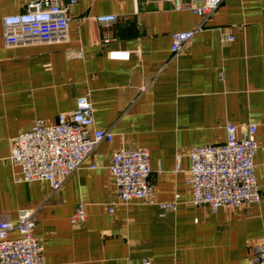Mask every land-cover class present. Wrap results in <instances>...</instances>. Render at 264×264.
<instances>
[{"label": "crops", "instance_id": "0c3cea01", "mask_svg": "<svg viewBox=\"0 0 264 264\" xmlns=\"http://www.w3.org/2000/svg\"><path fill=\"white\" fill-rule=\"evenodd\" d=\"M33 1L0 0V215L16 221L36 211L48 264H247L253 245L264 244V0H225L177 55L172 34L203 18L173 0H76L66 41L6 46L3 18ZM100 15L116 21L100 23ZM228 36L234 40L222 41ZM82 95L94 106L93 130H110L112 141L99 142L58 191L46 180L19 181L13 138L37 120L56 123ZM250 122L261 144V201L216 212L193 204L186 152L222 144L229 124ZM121 147L149 150L154 202L117 204L111 215L109 167ZM81 203L86 219L72 223Z\"/></svg>", "mask_w": 264, "mask_h": 264}, {"label": "built area", "instance_id": "2783aa9c", "mask_svg": "<svg viewBox=\"0 0 264 264\" xmlns=\"http://www.w3.org/2000/svg\"><path fill=\"white\" fill-rule=\"evenodd\" d=\"M177 8L191 9L203 18L193 30L172 34L171 49L179 54L194 35L203 29L205 22L225 0H200L184 3L173 0ZM76 0H34L26 10L7 15L2 20L6 46H23L35 43L63 42L69 34V10ZM96 19L110 25L115 15H100ZM234 40L233 36L222 41ZM105 42L111 41L106 35ZM128 52H110L112 58H129ZM94 106L88 95L77 98L76 109L61 113L56 123L37 120L34 127L19 133L11 142L10 161L20 167L19 181L46 180L54 191L62 188L65 180L79 170L96 145L112 141L110 130H93ZM93 130V131H92ZM257 123L227 126V139L222 144H207L190 148L188 182L191 201L197 206H207L213 212L220 208H237L243 204L258 203L262 193L255 175L254 157L261 144L256 139ZM182 154L176 156V171L181 170ZM93 168L95 165L92 166ZM110 172L114 177L116 198L107 205L108 213L115 212L117 204L132 201L153 203L154 185L151 183L150 153L145 147L117 149L112 156ZM161 206L173 210L174 204ZM86 206H77L72 223L84 222ZM37 213L24 210L16 221L0 215V264H48L44 244L34 234ZM14 231L18 237H11ZM142 264H151L145 259ZM247 264H264V244H255Z\"/></svg>", "mask_w": 264, "mask_h": 264}]
</instances>
